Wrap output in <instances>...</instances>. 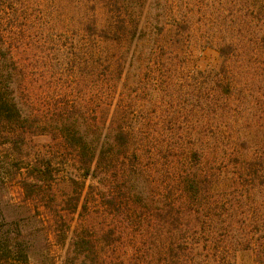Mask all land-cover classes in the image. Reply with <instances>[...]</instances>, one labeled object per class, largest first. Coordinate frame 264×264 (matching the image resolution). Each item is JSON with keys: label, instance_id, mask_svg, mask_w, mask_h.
I'll return each instance as SVG.
<instances>
[{"label": "trees", "instance_id": "obj_1", "mask_svg": "<svg viewBox=\"0 0 264 264\" xmlns=\"http://www.w3.org/2000/svg\"><path fill=\"white\" fill-rule=\"evenodd\" d=\"M243 259L264 264V0H0V264Z\"/></svg>", "mask_w": 264, "mask_h": 264}, {"label": "rangeland", "instance_id": "obj_2", "mask_svg": "<svg viewBox=\"0 0 264 264\" xmlns=\"http://www.w3.org/2000/svg\"><path fill=\"white\" fill-rule=\"evenodd\" d=\"M220 58L218 56V53L212 49V48H208L206 49L200 57V64L201 65H212L215 66L218 64ZM11 195V194H10ZM15 197V196H14ZM240 264H247V259H243Z\"/></svg>", "mask_w": 264, "mask_h": 264}]
</instances>
